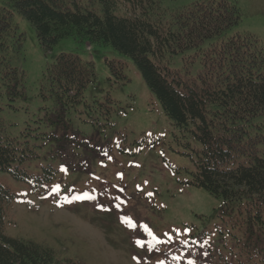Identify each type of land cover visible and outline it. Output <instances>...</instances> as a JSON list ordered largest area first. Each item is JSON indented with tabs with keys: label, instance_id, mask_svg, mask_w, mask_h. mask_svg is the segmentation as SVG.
I'll list each match as a JSON object with an SVG mask.
<instances>
[{
	"label": "rangeland",
	"instance_id": "obj_1",
	"mask_svg": "<svg viewBox=\"0 0 264 264\" xmlns=\"http://www.w3.org/2000/svg\"><path fill=\"white\" fill-rule=\"evenodd\" d=\"M197 1L163 0L162 6L174 10ZM237 2L241 20L218 42L249 33L264 42V0ZM2 5L8 6V0H0ZM13 13L22 47L11 50L10 58L25 77L21 96L11 99L4 93L2 117L12 135L22 138V131L30 132L29 143L39 157L27 160L23 168L42 174L52 166L56 176L33 191L29 183L0 171V183L16 194L5 233L51 248L63 263L264 264L256 252L249 259L244 230L222 211V199L192 183L202 144L193 127L181 129L165 114L132 58L109 44L80 42L73 36L44 50L31 23ZM62 53L92 61L96 72V80L84 90V102L64 111L44 78ZM195 54L175 55L171 68L196 75L199 57L189 63ZM100 102L109 114H103ZM57 111L72 129L99 140L97 151L83 154L85 147L77 148L82 149L77 161H86L87 168L70 169L52 157L57 144L42 133L54 130L49 117ZM255 123L263 125L264 115ZM85 193L93 198L75 199ZM125 217L136 226L125 223Z\"/></svg>",
	"mask_w": 264,
	"mask_h": 264
},
{
	"label": "trees",
	"instance_id": "obj_2",
	"mask_svg": "<svg viewBox=\"0 0 264 264\" xmlns=\"http://www.w3.org/2000/svg\"><path fill=\"white\" fill-rule=\"evenodd\" d=\"M162 4L163 0H8V6H0V171L29 183L34 191L56 176L52 166L44 167L42 174L23 168L27 160L39 157L29 143L30 132L22 131V138L12 135L2 117L4 93L11 99L23 93L25 73L10 58L11 50L22 47L13 23L16 11L34 27L44 50L73 36L80 42L109 44L132 58L165 114L181 129L193 127L202 144L192 183L222 199V211L244 230L249 244L243 249L251 253L249 259L256 252L264 260V124L255 123L264 115V42L250 33L218 42L241 20L237 0H201L174 10ZM209 40L214 42L204 48ZM189 50H196L189 63L196 56L200 59L196 75L170 66L175 55ZM44 78L61 111L70 110L84 102V90L96 80L95 65L62 53ZM104 105L98 104L109 114ZM49 122L56 127L42 134L57 144L52 157L70 169L87 168L86 161H77L82 152L77 148L85 147L83 154L97 151L99 140L72 129L58 111ZM15 198L0 183V264H77L70 259L63 263L51 248L5 233L7 211Z\"/></svg>",
	"mask_w": 264,
	"mask_h": 264
},
{
	"label": "snow or ice",
	"instance_id": "obj_3",
	"mask_svg": "<svg viewBox=\"0 0 264 264\" xmlns=\"http://www.w3.org/2000/svg\"><path fill=\"white\" fill-rule=\"evenodd\" d=\"M65 171H66V169H65ZM58 187V186H57ZM121 191H122V189H121ZM92 199L93 197H91V196H89L87 193H85V194H83V196H76L75 197V199H77V200H79V199ZM125 223H127L129 226H131V227H135L136 225H135V222L134 221H132V219L130 218V217H125V221H124ZM145 228H147V225H145ZM149 234L150 235H153V233H151V231H149ZM167 235V234H166ZM155 238V237H154ZM138 243H141V242H139L138 241ZM141 246H143V244L141 243Z\"/></svg>",
	"mask_w": 264,
	"mask_h": 264
}]
</instances>
